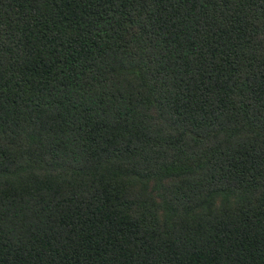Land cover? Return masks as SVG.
<instances>
[{
    "label": "trees",
    "instance_id": "obj_1",
    "mask_svg": "<svg viewBox=\"0 0 264 264\" xmlns=\"http://www.w3.org/2000/svg\"><path fill=\"white\" fill-rule=\"evenodd\" d=\"M0 264H264V0H0Z\"/></svg>",
    "mask_w": 264,
    "mask_h": 264
}]
</instances>
